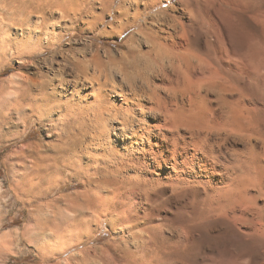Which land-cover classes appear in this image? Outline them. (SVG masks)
<instances>
[{
    "label": "rangeland",
    "instance_id": "374dc122",
    "mask_svg": "<svg viewBox=\"0 0 264 264\" xmlns=\"http://www.w3.org/2000/svg\"><path fill=\"white\" fill-rule=\"evenodd\" d=\"M90 1L94 13L102 14L100 1ZM122 1L115 0L111 11L104 14V24L101 20L90 24L92 19L87 14L71 23L69 19L62 21L55 11L54 16L48 15L51 34L44 35L42 41L30 39L29 28L18 24L12 9L20 7V3L6 1L4 5L11 8H0V264H264V256L259 255L264 242V197L249 201L251 205L248 203L245 211L241 208L243 215H247L246 220L238 221L233 214L222 218L232 224H223L218 219L202 221L204 224L181 223L189 220L202 204L183 210L181 222L170 220L174 217L168 207L149 223L145 219L139 223L131 218V222L124 221V216H131V207L105 209L99 201L101 195L93 193L98 192L94 184L88 188L86 178L59 164L60 150L67 148L69 138L60 126L54 129L51 123L34 122L24 127L14 103L24 97L26 103L32 104L42 91L49 93L52 81L57 83L56 75L60 73L66 72V76L86 73L91 82H96L99 73H95L91 64L96 58L107 66L106 52L116 58L124 57L127 64L132 62L129 49L142 54L148 51L150 42L138 35L134 44L128 45V39L144 28V20L176 5L180 8L176 14L169 12L166 17L151 21L147 31L160 28L163 31L158 32V37L172 33L178 36L176 41L180 45L185 42L189 25H194L199 32L214 35L213 42L221 39L237 57H244L246 71L239 80L245 86V102L250 108L258 105L257 110L246 113L248 134L264 135V0H226V3L224 0H166L126 28L121 36L117 30L115 35L103 33L112 31V27L120 29L126 23L119 18ZM139 1L136 5L129 2L125 5L131 15L136 13L138 5L144 8L151 2ZM183 2L191 4L189 10ZM172 16L176 17L177 24L171 21ZM39 17L40 14L32 15L33 26L40 23ZM163 43L171 44V41ZM251 47L256 50L255 56L247 53ZM137 61L144 64L146 58L138 57ZM257 70L260 74L255 78L253 72ZM114 73L113 81L123 84L124 74L115 69ZM88 101L82 106L94 101L91 95ZM25 107L28 109L30 105ZM20 123L23 136L14 140V128ZM81 139L80 136L77 140L73 156L79 161V169L87 160L83 158L86 156L83 144L90 141ZM256 144L262 147L260 141ZM32 145H40L39 163L35 159L38 155H30ZM249 190L251 196L257 194L253 188ZM250 219L256 222L248 223Z\"/></svg>",
    "mask_w": 264,
    "mask_h": 264
},
{
    "label": "bare ground",
    "instance_id": "6f19581e",
    "mask_svg": "<svg viewBox=\"0 0 264 264\" xmlns=\"http://www.w3.org/2000/svg\"><path fill=\"white\" fill-rule=\"evenodd\" d=\"M6 1L21 4L12 11L19 19L18 24L29 28L27 34L33 41H42L44 35L51 34L48 15L54 16L55 11L62 21L69 19L71 23L87 14L92 19L90 24L100 20L104 24L103 16L115 2L99 0L103 12L97 15L90 0H2L1 9L8 7L4 5ZM127 2L140 3L123 0L119 18L126 23L120 29L112 27V31L103 33L115 35L117 30L121 36L126 28L166 0H151L144 8L138 5L134 15L130 8H125ZM183 6L189 10L191 4L183 2ZM179 9L172 5L144 20V28L126 43L134 44L139 35L147 37L150 47L142 54L129 49L132 62L127 64L124 57L116 58L106 52L107 66L96 58L94 63L90 61L95 73H99L96 82H91L86 73L72 76L69 72L66 76L63 70L65 73L56 75L57 83L52 81L49 93L42 91L32 104L23 97L14 107L22 115L25 128L34 122L51 123L54 129L60 126L69 138L65 140L67 148L60 150L59 164L86 178L88 188L94 184L98 192L93 193L101 195L99 201L105 209L131 207V216H124V221L131 222V218L139 223L145 219L149 223L168 207L174 217L170 220L181 222L182 211L196 204H202L201 209L192 211L191 218L182 220V224H204L202 221L215 219L232 224L222 219L228 214L244 221L247 215H243L241 208L245 211L249 201L264 197V135L258 132L249 136L246 126V113L257 110L258 105L250 108L246 104L245 86L239 80L246 71V60L237 57L221 39L213 42L214 35L199 32L194 25H189L185 42L180 40V45L176 41L178 36L172 33L158 37V32L163 31L160 28L147 31L151 21L166 17L169 12L176 14ZM33 14H40L42 19L35 26L31 22ZM171 21L178 23L173 16ZM209 23L213 25L212 20ZM168 39L171 44H164ZM255 52L251 47L247 53L255 56ZM138 57L146 58V63H137ZM119 64L122 67H117ZM114 69L124 74L123 84L113 81ZM253 74L256 78L260 73L257 70ZM90 95L94 101L83 107V102L89 103ZM18 124L12 134L14 140L23 136L21 123ZM80 136L90 141H83L85 146H81L87 160L79 169V161L73 156ZM39 146L29 147L31 156L42 155ZM38 158L37 163L41 157ZM250 188L257 194L251 196ZM261 248L260 258L264 256V242Z\"/></svg>",
    "mask_w": 264,
    "mask_h": 264
}]
</instances>
